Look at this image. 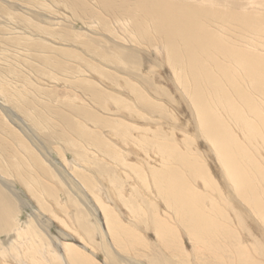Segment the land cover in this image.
<instances>
[{
	"label": "bare ground",
	"instance_id": "obj_1",
	"mask_svg": "<svg viewBox=\"0 0 264 264\" xmlns=\"http://www.w3.org/2000/svg\"><path fill=\"white\" fill-rule=\"evenodd\" d=\"M0 11L20 29L36 23L41 37L57 38L30 39L9 23L2 33L14 37L0 41L44 52L41 59L63 71L55 75L81 90L88 107H71L76 122L51 110L66 125L56 137L93 157L89 165L65 158L66 167L48 173L52 155L43 149L50 142L41 137L55 128L40 137L38 128L50 129L36 112L41 105L6 86L13 77L4 69L10 78L0 79V132L9 143L0 136V235L13 236L0 245V263L264 264V0H0ZM78 21L85 31L74 30ZM179 108L198 129L180 141ZM194 137L209 145L213 169ZM20 179L36 211L16 188ZM66 202L80 207L83 229L78 215V227L76 218L57 215Z\"/></svg>",
	"mask_w": 264,
	"mask_h": 264
},
{
	"label": "rangeland",
	"instance_id": "obj_2",
	"mask_svg": "<svg viewBox=\"0 0 264 264\" xmlns=\"http://www.w3.org/2000/svg\"><path fill=\"white\" fill-rule=\"evenodd\" d=\"M4 12V11H3ZM61 12H63V10L61 11ZM0 14H2V11H0ZM4 14V15H3ZM2 15H3V17H0V37H4V38H6V37H10V38H12V37H14V36H10V34H8V32H4V33H2L3 32V28L4 27H6V26H10V24L11 25H13V24H15V23H12V22H15V21H13L12 20V18L10 19L9 18V15H7V11H5L4 13H3ZM6 14V15H5ZM66 15V14H65ZM3 18H5V19H3ZM63 18V17H62ZM7 19V20H6ZM12 20V21H11ZM60 20H62L61 18H60ZM7 21V22H6ZM38 21L40 22V24L41 25H43L44 24V22H42V21H40L39 19H38ZM59 21V20H58ZM22 22V21H21ZM10 23V24H9ZM77 23V22H76ZM75 23V24H76ZM36 24V23H35ZM33 25V27H28V26H23L22 28H23V30H22V28L20 29V28H18V24L16 25H13V27L14 28H18L17 30L19 31V32H27V35L30 37V39H35V38H39V36L41 37L42 35H39L40 33L38 32V30L36 29L37 27H36V25ZM68 26V25H67ZM26 27V28H25ZM66 27V26H65ZM28 28V29H27ZM30 28V29H29ZM81 28H82V30L83 31H85V29H87V26H85L83 23H81L80 21H78V23L75 25V27H74V30L75 31H78V32H82L81 31ZM31 29H32V31H31ZM22 30V31H21ZM26 30H28V31H31L30 33L28 32V31H26ZM36 30V31H35ZM17 31V32H18ZM10 33V32H9ZM35 34V35H34ZM37 34V35H36ZM27 35H25V34H23V36H25V37H27ZM34 35V36H33ZM6 36V37H5ZM36 36V37H35ZM38 36V37H37ZM50 35H43V37H47L48 39H46V43H49V42H54V41H56V42H58L56 39V37H55V39H54V37L52 38V37H49ZM34 37V38H33ZM43 37H41L42 39H43ZM44 40V39H43ZM48 40H50V41H48ZM60 40V39H59ZM4 40H1L0 41V79H2L3 78V80H5L6 79V77L4 76L3 77V75H9V76H11V78L12 79H9L8 81H6V82H4V84L7 86V84H12L11 86H15V87H17L18 86V89H21V91L20 92H22V95H24L23 96V101L24 102H33V103H35V105H36V103H38L37 105L39 106V105H41V108L40 109H38L36 112H38L39 113V110H41V113L43 114V115H41V117H42V121L44 122V125H50V129L48 128V126L47 127H44L43 129H37L38 130V132H40V137L41 136H43V134L45 133V134H47V133H52V132H54L53 131V129L55 128V133H54V136L52 135V136H48L46 139L44 138V137H41V138H43V139H41V140H44V141H46L47 140V142H50V143H47L48 144V147H47V149L45 148V149H43V152L44 153H46L45 154V156H47L48 155V153L50 152L51 153V157H50V160H51V164L49 163V165H50V167L49 168H51V170L50 171H48V173H51V172H53V169H54V171H55V167L56 166H58L59 168H61V167H66L65 166V161L66 160H64L65 158L68 160V162H73L74 161V159L75 160H83V161H81V162H85L86 163V160H87V163L86 164H88L89 165V162H90V160H91V158L93 159V157H92V155H90V154H86V152H87V150L85 149H83L82 150V148L81 147H77L76 145H71V146H67V142L65 143V139H63L62 140V138H58V137H56V134H57V132H58V129H64L65 127H66V125H64L65 124V122L62 120V119H60V117H58L60 114H64V116H66V117H68V119H70V120H72V121H75L74 119H79L78 118V115H77V117L75 116L76 114L74 113V112H71L70 110H72L71 109V107L73 108L75 105H78L79 107H88V105H87V101H86V99L82 96L81 97V100L82 101H84V102H82V101H80V95H81V90H79L78 89V91L76 90V91H72L71 90V88H73V87H69L70 85H72L73 86V84H74V82H73V84L71 83L70 85H69V83L67 82V80H65L64 79V75H55V74H59V73H63V71H57V70H54L53 69V65L52 64H49V63H46L43 59H41V55H40V53H44V52H40V51H26V49H24V47H23V42L21 43V42H19L18 40L17 41H15V43L13 44V45H9V44H4L5 43V41H4V43H1V42H3ZM45 41V40H44ZM59 43V42H58ZM3 44V45H2ZM7 45V46H6ZM20 45H22V46H20ZM74 44L72 43V44H70V43H67V45H66V43H64V47L65 48H67V49H69L70 47L69 46H73ZM21 48V47H23V48H21V49H19V47ZM57 46V45H56ZM58 46H59V44H58ZM75 46V45H74ZM36 48V47H35ZM37 48H39V47H37ZM23 49H24V52H23ZM40 50H41V47L39 48ZM14 50L17 52H14ZM19 50H21L22 52H23V54L21 53L20 54V52L21 51H19ZM30 50V49H29ZM79 52H82V50H80V48L79 49H77ZM7 55H6V54ZM9 53V54H8ZM15 53V54H14ZM83 53V52H82ZM4 54V55H3ZM18 54H20V56H18ZM40 56V57H39ZM11 57H12V59H11ZM56 58V56L54 55V58L53 59H55ZM9 61H8V60ZM11 59V60H10ZM29 59H31V60H29ZM52 59V60H53ZM14 60H17V61H15V63H14ZM3 61H6V62H8V63H6V62H3ZM146 61H148V60H146ZM11 62H13V63H11ZM19 62V63H18ZM18 63V64H17ZM23 64H25V66H22ZM75 64V63H74ZM74 64L71 62H68V66H67V68H68V70H73V67H76V66H74ZM8 67H7V66ZM9 65H11V66H9ZM21 67H19V66ZM2 66V67H1ZM18 66V67H17ZM26 66H27V68H26ZM146 66H147V64H146ZM11 67V68H10ZM17 67V68H16ZM2 68V69H1ZM8 69V71H9V68L12 70H10L11 71V73H10V71H9V73H5L4 71V69ZM18 68H20V69H22V71H23V74H19V75H22V76H18V74L16 73V71H15V69L17 70ZM26 69V70H25ZM57 71L56 73L53 71ZM82 69H84L83 67H82ZM3 70V71H2ZM70 70V71H71ZM13 71H15V74H13L12 72ZM32 72L33 74H31L30 72H29V74L28 73H25V72ZM38 72V73H37ZM1 73H4V74H1ZM40 73V74H39ZM31 75V76H28V75ZM7 75V76H8ZM13 75V76H12ZM16 75H17V77H16ZM38 75V76H37ZM75 75L76 76H78L77 74H76V72H75ZM82 75V74H81ZM8 76V77H9ZM36 76V77H35ZM30 77V78H29ZM37 78V77H39V78H37L38 80H39V82H38V80L36 79L35 80V78ZM46 77V78H45ZM61 78V79H59V80H55V78ZM10 78V77H9ZM26 78H28V80H26ZM44 78V79H43ZM53 78V79H52ZM70 78L73 80V78L70 76ZM19 79V80H18ZM12 82H11V81ZM15 80V81H14ZM26 80V81H25ZM29 80H31V81H33V83H34V85H30V83H31V81H29ZM14 81V82H13ZM19 81H21V82H18ZM52 81V82H51ZM75 81V80H74ZM58 82V83H57ZM63 82V83H62ZM28 83V84H27ZM67 83V84H66ZM44 84V85H43ZM48 86H47V85ZM57 84V85H56ZM20 85V86H19ZM30 85V86H29ZM29 86V87H28ZM40 86V87H39ZM46 86V87H45ZM14 87V88H15ZM20 87V88H19ZM26 87V88H25ZM34 87H36V88H34ZM12 89V90H15V89ZM25 89V91H24V89ZM45 88V89H44ZM49 88H51V89H49ZM27 89V90H26ZM41 89V90H40ZM52 89H54V91L52 90ZM31 92H30V91ZM68 90V91H67ZM26 91H29V96L28 95H25V94H23V93H26ZM36 91V92H35ZM59 91V92H58ZM62 91V92H61ZM65 91V92H64ZM71 91V92H70ZM49 94H48V93ZM67 92V93H66ZM74 92H75V94H74ZM11 94H13L12 92H11ZM31 94V95H30ZM36 94L38 95V96H40V98L37 96L36 97ZM78 94V95H77ZM16 95H18V90L16 89ZM74 97H73V96ZM27 96V97H26ZM32 96H33V98H32ZM49 96V97H48ZM68 96V97H67ZM30 97H31V99H30ZM76 97H78V98H76ZM28 98H29V100H28ZM83 98V99H82ZM24 99H26V100H24ZM49 99V100H48ZM43 100V101H42ZM78 100V101H77ZM10 101V100H9ZM71 101H72V103H71ZM44 102V103H43ZM75 102V103H74ZM78 102H81V103H79L78 104ZM9 103H11V102H9ZM62 103V104H61ZM83 103H84V105H83ZM69 104L70 105H72V106H69ZM19 104L17 103V104H15V106H18ZM45 105V106H44ZM47 105V106H46ZM61 105V106H60ZM64 105V106H63ZM83 105V106H82ZM10 106V105H9ZM48 106H49V109H47V111H42V110H46V108H48ZM68 106H69V108H68ZM42 107H43V109H42ZM46 107V108H45ZM59 109H58V108ZM9 110L10 109H13V107H9L8 108ZM53 109H55V110H57V112H58V110L61 112H59L60 114H58V116H57V113H54L53 111H55V110H52ZM63 109H65V110H63ZM62 110V111H61ZM116 110V109H115ZM10 113V112H9ZM66 113H68L67 115H66ZM188 111L186 110V109H183V108H179V111L177 112V114H178V116H177V114H175L176 115V117L175 118H177V119H175L174 118V120H173V122H175V120H176V122H175V124H176V126L178 127L177 128V135H178V139L177 140H182L183 138L182 137H184V138H186L187 139V137H192L194 134H198L197 133V131H198V129H197V127L196 126H193V124L192 123H190L191 122V117L190 116H188ZM55 114H56V116H55ZM72 114V115H71ZM36 115V114H35ZM182 115V116H181ZM119 116V115H118ZM184 116V117H183ZM102 117V116H101ZM181 117V118H180ZM187 117V118H186ZM125 118V117H124ZM189 118V119H188ZM66 119V118H65ZM64 119V120H65ZM155 120V119H154ZM167 121L169 120V119H166ZM190 121L189 122V124H190V126L191 127H189V124H188V122H186V121ZM169 121H171V120H169ZM76 122V121H75ZM172 122V121H171ZM16 123V122H15ZM160 123V122H159ZM0 124H3L2 122H0ZM6 124H7V122H6ZM5 125V124H4ZM14 126H16L15 124H13ZM87 126H88V124H87ZM167 127V126H166ZM90 128H92V127H90ZM89 128V129H90ZM195 128V129H194ZM93 129V128H92ZM186 129V130H185ZM0 130H1V127H0ZM69 130H70V133H71V138H73V135L75 134L74 133V131L73 130H71V128H69ZM91 130V129H90ZM185 131L186 132V134L183 132L182 133V131ZM44 133H43V132ZM76 131V130H75ZM94 131V130H93ZM168 131V130H167ZM170 131V133H171V130H169ZM180 131V132H179ZM2 132H4L5 133V130L4 131H1L0 132V136H2V139H4L6 142H8L9 143V134H4V133H2ZM73 132V133H72ZM194 132V133H193ZM43 133V134H42ZM67 134H68V131L66 132ZM145 133H146V135H145ZM193 133V134H192ZM3 134V135H2ZM73 134V135H72ZM141 134H143V135H145V136H148V133L146 132V131H144V132H142ZM180 134V135H179ZM6 135V136H5ZM68 136H69V134H68ZM3 137H5V138H3ZM8 137V138H7ZM70 137V136H69ZM195 138V141H197V142H193V145L194 146H197L196 148H197V150L199 151L200 150V152L199 153H202V155L204 156V161L206 162V164H207V167L209 168H212V164H211V162H210V160H209V156H208V153H209V145L204 141V145H205V147H206V149H203V148H201V146H200V143H199V141L198 140H196V137H194ZM57 139H61V140H57ZM121 139V138H120ZM189 139H191V138H189ZM49 140V141H48ZM72 140V139H71ZM122 140V139H121ZM179 140V141H180ZM62 141H63V143H62ZM113 141V140H112ZM118 141H119V139H118ZM60 142V143H59ZM116 142H117V140H116ZM50 144H52V145H50ZM196 144V145H195ZM50 145V146H49ZM52 146V147H51ZM75 146V147H74ZM122 146H124V144L122 145ZM77 147V148H76ZM65 148V149H64ZM73 148H74V150H73ZM75 148H76V150H75ZM127 148L128 149H133L134 147H131V146H127ZM49 149V150H48ZM60 149H61V151H60ZM139 149V151L141 152V154H144V150H146V149H144V148H138ZM89 150V149H88ZM205 150H206V152H205ZM49 151V152H48ZM60 151V152H59ZM63 151H64V154H63ZM208 151V152H207ZM57 152H59V153H57ZM75 153H77L76 155H77V157H76V155H75ZM80 153V154H79ZM81 154H84V155H81ZM100 155V154H99ZM80 156V157H79ZM83 156V157H82ZM86 159H85V158ZM211 157H214V155L211 153ZM74 158V159H73ZM78 158V159H77ZM79 158H81V159H79ZM84 158V159H83ZM134 159H135V157H134ZM11 161H13L12 159H10ZM53 161V162H52ZM133 162H135V160H132ZM214 161H215V163H216V165H217V162H216V160H215V158H214ZM13 162H16V160L14 159V161ZM17 163V162H16ZM52 163H54L53 165H52ZM17 164H15L14 166V168H15V172H16V174H13V176L14 175H16V179H17V176H19V174L17 173V168L19 167V166H16ZM53 167H52V166ZM215 167V166H214ZM12 168V167H11ZM213 169V168H212ZM211 170V169H210ZM216 170V169H215ZM13 171V172H14ZM213 172H215L214 170H213ZM212 172V175H214V173ZM112 173V172H111ZM1 175H3V173H0ZM10 174H12V173H10ZM112 174H114L115 175V177H117V175H116V173H112ZM10 176V175H9ZM112 176V175H111ZM12 177V176H11ZM93 179H94V181H96L95 180V177H93ZM102 179V180H101ZM104 179H106V178H104ZM104 179L103 178H100V181L102 182V184L104 185V183L107 185H104L106 188H108V189H112V185H110V183H108L107 182V180H105L104 181ZM22 179H20L19 181H17V183H16V188L18 189V190H20V193L24 196V198H26V199H28V200H30V198H31V196H29V194H28V190H26L27 189V187H26V185H25V183H24V181L25 180H22ZM21 181V182H20ZM128 181V180H127ZM126 181V182H127ZM23 182V183H22ZM130 182V180L127 182V183H129ZM20 183H22V184H20ZM218 183H219V186L221 187V189L225 192L226 191V189L223 187V185H221V183L219 182V180H218ZM129 184H131V182L129 183ZM101 186V185H100ZM22 187V188H21ZM68 190H69V188H68ZM25 191V192H24ZM26 192H27V194H26ZM223 192V193H224ZM57 193H59V192H57ZM61 193V192H60ZM59 193V194H60ZM75 193H77L78 194V192L77 191H75ZM58 194V195H59ZM91 194V193H90ZM57 195V194H56ZM72 196H73V198L72 199H77L76 198V195L74 194V193H72L71 194ZM63 196V195H62ZM62 196H60L59 198H61ZM67 197V196H66ZM65 198V197H64ZM30 203V205H31V207H33V210L34 211H36L37 210V208L35 207V205L34 204H36L35 202L36 201H34V200H30L29 201ZM34 202V203H33ZM33 205H32V204ZM66 205L68 206L67 207V210L66 209H60V208H58L57 210L59 211V212H56L57 213V215L60 217L61 216V218L63 219L64 217L63 216H65V218L66 219H68V217H73V219H75L76 218V220H75V222L73 223V225L75 226V227H78L77 226V224H78V222H77V216L76 215H78L79 217H80V221H79V223H80V227L83 229V225H88L87 224V222H86V224H85V221H83L82 220V218H81V216H80V214H78V212H76V211H79L78 209H80V207L78 208V207H76V205L75 204H73V203H70V204H67V202H66ZM74 205V206H73ZM71 207H73V208H71ZM82 209V208H81ZM61 210V211H60ZM47 211V213H51V211L49 210L48 211V209L46 210ZM30 213H32V209H25V210H23V212L21 213L22 215H21V219H22V221H24V222H26L27 220H28V218H29V215H30ZM68 215V217H67V215ZM63 215V216H62ZM77 223V224H76ZM70 225H72V223L70 224ZM61 225H59V229L61 230V229H64V227L63 226H61ZM71 227V226H70ZM73 227V226H72ZM52 230H51V232H52V234H51V236H53L54 237V240H58L59 241V232H58V230L56 229V228H54V227H52L51 228ZM70 229H73V228H70ZM70 229H68V230H70ZM73 230H75V229H73ZM83 231H85V230H83ZM70 232L72 233V230H70ZM8 234V235H7ZM7 234H2V235H0V245H1V247H4L3 245H5V244H8L10 241H12V239H9L8 240V238H11L12 236H13V234H11V236H10V233H7ZM73 234V233H72ZM7 235V236H6ZM74 235V234H73ZM153 234H151V236H148L149 237V239L151 240L152 239V241H153ZM152 237V238H151ZM5 239V240H4ZM3 241V242H2ZM8 242V243H7ZM0 264H2V262L0 263Z\"/></svg>",
	"mask_w": 264,
	"mask_h": 264
}]
</instances>
